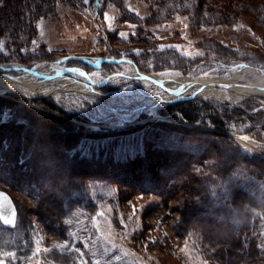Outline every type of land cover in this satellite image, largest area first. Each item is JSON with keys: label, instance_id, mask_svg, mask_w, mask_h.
Instances as JSON below:
<instances>
[{"label": "rangeland", "instance_id": "1", "mask_svg": "<svg viewBox=\"0 0 264 264\" xmlns=\"http://www.w3.org/2000/svg\"><path fill=\"white\" fill-rule=\"evenodd\" d=\"M37 5L40 12L25 9L19 23L0 22V66L42 63L65 70L45 79L39 91L54 92L42 98L0 91L7 102L0 103V191L16 208L12 229L0 221V262L264 264V175L246 172L264 168V96L217 88L180 97L193 94L191 104L217 107L221 128L203 110L193 121L178 111L164 114L188 100L153 105L152 95L167 93L150 82L115 77L133 69L126 62L92 67L97 58L124 57L160 76H227L247 67L239 75L250 80L264 71V0ZM105 79L96 87L88 83ZM88 85L105 100L89 94ZM26 109L62 126L38 131L24 117ZM228 110L234 118H224ZM105 144L110 153L98 151ZM113 145H121L114 154ZM12 163L11 171L6 165ZM246 212L253 216L252 241L238 221ZM206 244L221 250V260L205 251ZM250 247L257 261L247 257Z\"/></svg>", "mask_w": 264, "mask_h": 264}, {"label": "bare ground", "instance_id": "2", "mask_svg": "<svg viewBox=\"0 0 264 264\" xmlns=\"http://www.w3.org/2000/svg\"><path fill=\"white\" fill-rule=\"evenodd\" d=\"M131 62H132L131 60L127 61V63L130 65L129 67L131 66L133 67V69L131 68L132 70L129 73H125L124 75H119L115 77L121 80H126V79L128 80V79H132L130 77H134V76L140 77L139 75H144L147 73V72H144L138 69V67L135 68L133 63ZM97 64H98V61L94 63L96 67L98 66ZM46 66L47 65L40 63V64H36L33 67H28L25 70L23 69L21 71H15L17 72V74L18 73L20 74L18 77L13 76L11 73H7V71L10 70L9 68L0 66V91L1 90H5V91L16 90L18 93L25 95L26 97H29V98H42L44 96L50 95V93L54 92L53 90L51 91L46 90V91H41V92L39 91V89L41 88V84L45 82L46 80H49L48 78H52V76L54 75H56V77L59 76L60 74H62L63 70L59 69V67L57 66L51 69H45ZM246 68L240 70L239 72H232L228 74L227 76L205 75V76H200V77H193V76H184V75H178V74L168 75L167 73H166L167 75L160 76V74L157 72H151V73H147L148 75L151 76L150 80L149 79H139V80L144 82L145 84L147 82H150L156 87H158L156 89H161V91L163 90L165 91V93H167L166 97L152 95L151 102L153 105L158 104V103L159 104L166 103L165 101L171 100L173 98L181 97L186 92H192L195 95V94H199V93L207 92V91L215 92L217 88H223L225 90L235 92V94L236 93L240 94L244 97H250V96L251 97L252 96H262L263 97L264 96V71L258 70L255 72L256 75L252 79L243 81L241 80V76L239 75V73L247 72V70L249 69H246ZM67 69L69 71L82 73L84 76H86L85 73H83V71L79 70L78 68H67ZM44 70H47V71H44ZM58 71H60V73H58ZM28 76H37V77L39 76L40 81H30L29 79L26 78ZM88 83L89 85H92L93 87H96L101 84V82L95 81V80H90ZM67 84H70V83L68 82ZM89 85L87 86V89L90 91L88 92L89 94L95 96L96 98L105 100L103 93L101 92L99 93L97 89H93ZM174 86H177V87H174Z\"/></svg>", "mask_w": 264, "mask_h": 264}, {"label": "trees", "instance_id": "3", "mask_svg": "<svg viewBox=\"0 0 264 264\" xmlns=\"http://www.w3.org/2000/svg\"><path fill=\"white\" fill-rule=\"evenodd\" d=\"M20 0H3V5L0 7V22L1 23H4L6 26L10 27V23H12L13 19L15 20L14 22L15 23H19L18 21L20 20V18H22V14L24 13L25 9H28L31 7L34 8V7H37L35 9V11L37 12H40V8L39 7L40 5H37L38 3H41V2H44L46 0H21L23 3H19ZM91 2L93 3H97V2H100V3H106V4H114L116 2V0H91ZM32 5V6H31ZM18 12V14H17ZM36 13V12H35ZM188 101H184V102H179V103H176L174 104L176 107L173 109L172 107L174 106H171L169 108L166 109V111L164 110V114H170L174 111H178L179 113H182L185 118H187L188 120L190 121H193V120H197V114L199 112H201L202 110L205 111L206 115L208 116H212L213 114V122L223 128V125L221 124V121L217 118L216 115H214L215 111L217 110V107H209V105L207 106H204L203 105H200L201 107H198L194 104H191L190 102H192L193 100H189L187 99ZM0 103H6V101H1L0 100ZM193 103V102H192ZM211 113V114H210ZM23 114H24V117L26 118V120L30 121V126L34 129H37L38 131H45V130H50L51 128L55 127V126H62L61 124H58L56 122H54V120H51L49 117H47L46 115L44 114H41V113H38L37 111H33L31 109H26V110H23ZM224 118L228 117V118H234V115L232 116V112L230 110H228L226 113H224ZM177 129V128H175ZM177 130H180L181 132L184 130L183 129H177ZM106 145V144H105ZM102 145L100 147H98V151H104L106 153L109 152V146L107 147V145ZM126 145V144H125ZM116 146V145H115ZM124 146L122 145V148ZM114 150H113V154L115 151L117 150H120L121 149V145L120 146H116L112 147ZM120 148V149H119ZM229 148V147H228ZM96 148H92V150H94ZM103 152V153H104ZM149 152V153H148ZM104 153L103 155L106 156ZM110 153V152H109ZM146 153L150 154L151 153V150L147 151L146 150ZM226 153V151H225ZM118 152H117V156H118ZM215 154V153H214ZM5 155V154H4ZM232 155V154H230ZM238 157H241V158H245L243 155H239ZM230 158V156H229ZM234 156H231V159L230 161H234ZM31 159V157H30ZM246 159V158H245ZM243 159V160H245ZM8 160V159H7ZM10 161V160H9ZM219 163L221 162V165L223 164V162L221 161V158L218 160ZM229 161V160H228ZM245 161H248V159H246ZM249 162V161H248ZM11 163V162H10ZM217 162H215L216 164ZM16 164V163H14ZM231 164L232 163H229V164H226L224 165V171H228L229 168L231 167ZM7 167H9V169L12 171L14 168L17 167V164L15 166H13V163H12V166L10 165H6ZM5 166V167H6ZM253 167V169H252ZM250 166V168L252 169L253 172H250V171H246L248 176H252V174H257L258 172L262 175H264V168H261L260 166ZM32 168V167H31ZM246 170V169H244ZM255 170V171H254ZM213 171H209L208 173V176H212V177H216L217 176L215 174L212 173ZM216 173V172H214ZM210 176V177H211ZM71 190V189H70ZM73 192H74V188H72ZM72 190H71V193H72ZM73 194V193H72ZM71 196V195H70ZM188 202L192 203L193 201H195V198L193 196V194L190 192V194L188 195ZM74 198L72 197L71 201H70V204L74 205L75 202L73 200ZM254 210V209H253ZM161 212L158 211V214H161L162 215V212H163V209L160 210ZM253 218V216H251V219ZM251 219H250V214L248 212L244 213V214H240L238 215V221L241 222V224L244 226V231L245 233L248 234V239L249 241H252L253 238H255V236L253 234H251V232L253 231L251 228H250V224L251 223ZM251 234V235H250ZM250 236V237H249ZM244 236H242L243 238ZM203 247L205 248V251L208 253L210 252L211 254H216L217 258L219 260H221V250L220 249H212L213 247L210 245V244H206V245H203ZM115 249V248H114ZM247 257L249 259H252V260H255L257 261L258 259H260L259 257V253L258 251H256V249H254V247H250L249 248V251H248V254H247ZM225 264H236L234 259L232 260H226L225 261Z\"/></svg>", "mask_w": 264, "mask_h": 264}, {"label": "water", "instance_id": "4", "mask_svg": "<svg viewBox=\"0 0 264 264\" xmlns=\"http://www.w3.org/2000/svg\"><path fill=\"white\" fill-rule=\"evenodd\" d=\"M134 67H136L134 65ZM18 68H22V67H18ZM60 73V72H59ZM119 75H124L123 73H115L114 76H119ZM140 77H130L134 80H139V79H151V76L148 75L147 73L144 75H139ZM107 79L100 81L101 83H105ZM193 95H190L187 98H173L171 100L165 101V102H173V101H178V100H183V99H189L191 98ZM7 220L9 221L8 224H5L4 221ZM15 220H16V208L12 202V200L10 199V197L8 196V194L4 191H0V221L2 222V224L4 226H6L7 228L12 229L15 225Z\"/></svg>", "mask_w": 264, "mask_h": 264}, {"label": "snow or ice", "instance_id": "5", "mask_svg": "<svg viewBox=\"0 0 264 264\" xmlns=\"http://www.w3.org/2000/svg\"><path fill=\"white\" fill-rule=\"evenodd\" d=\"M87 2H88V0H85V3H87ZM242 139L247 140L248 137L245 136V137H242ZM4 223H5V224H8L9 221L5 220ZM0 264H2V262H0Z\"/></svg>", "mask_w": 264, "mask_h": 264}]
</instances>
